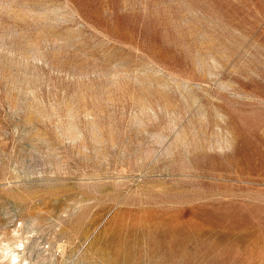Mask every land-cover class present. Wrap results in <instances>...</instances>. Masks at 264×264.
Here are the masks:
<instances>
[{
  "label": "rangeland",
  "instance_id": "rangeland-1",
  "mask_svg": "<svg viewBox=\"0 0 264 264\" xmlns=\"http://www.w3.org/2000/svg\"><path fill=\"white\" fill-rule=\"evenodd\" d=\"M0 264H264V0H0Z\"/></svg>",
  "mask_w": 264,
  "mask_h": 264
},
{
  "label": "crops",
  "instance_id": "crops-1",
  "mask_svg": "<svg viewBox=\"0 0 264 264\" xmlns=\"http://www.w3.org/2000/svg\"><path fill=\"white\" fill-rule=\"evenodd\" d=\"M222 88H226V89H228L227 86H224V87L222 86ZM241 90H243V89H241ZM244 94H247L245 90H243V93H242V91H237V92H236V96H237V97H240V96L244 97ZM248 97H250V96H248Z\"/></svg>",
  "mask_w": 264,
  "mask_h": 264
},
{
  "label": "bare ground",
  "instance_id": "bare-ground-1",
  "mask_svg": "<svg viewBox=\"0 0 264 264\" xmlns=\"http://www.w3.org/2000/svg\"><path fill=\"white\" fill-rule=\"evenodd\" d=\"M16 257V256H15ZM15 259V258H14Z\"/></svg>",
  "mask_w": 264,
  "mask_h": 264
}]
</instances>
